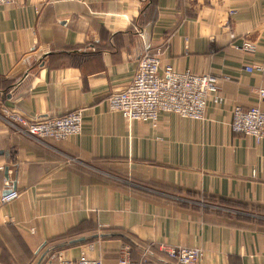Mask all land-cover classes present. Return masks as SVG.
<instances>
[{
    "label": "crops",
    "instance_id": "1",
    "mask_svg": "<svg viewBox=\"0 0 264 264\" xmlns=\"http://www.w3.org/2000/svg\"><path fill=\"white\" fill-rule=\"evenodd\" d=\"M243 42L256 46L248 52ZM212 73L223 100L204 120L161 112L130 122L108 97L138 61ZM264 0H14L0 4V264H57L82 252L198 248L197 264H264V140L230 129L233 106L260 103ZM225 77H228L226 79ZM260 101V102H259ZM29 117L82 109L81 133L37 140Z\"/></svg>",
    "mask_w": 264,
    "mask_h": 264
},
{
    "label": "built area",
    "instance_id": "2",
    "mask_svg": "<svg viewBox=\"0 0 264 264\" xmlns=\"http://www.w3.org/2000/svg\"><path fill=\"white\" fill-rule=\"evenodd\" d=\"M14 0H0V4H10ZM242 47L254 52L256 46L243 42ZM255 69L264 77V63L248 68ZM228 79V77H225ZM259 100L264 97V89L258 90ZM223 100L218 85V77L212 73H195L189 69L176 70L172 64L163 66L155 55H145L138 61L136 71L125 88L108 97L109 108L119 112L130 122H150L157 124L161 112L174 113L183 118L204 120L208 102L219 104ZM260 102V101H259ZM4 120L18 131L37 140H66L81 133L82 109H75L59 116L29 117L22 112L3 107ZM230 129L234 133L251 136L256 142L264 140V110L260 103L249 107L233 106ZM2 169V166H0ZM7 193L0 197L8 203L18 197V191L8 185ZM164 257L153 254L151 246L142 248L138 260L131 258L127 247L120 250L115 263H105L102 259L82 252L79 258L66 257L62 251L50 254L57 264H197L203 252L198 248L182 246H162Z\"/></svg>",
    "mask_w": 264,
    "mask_h": 264
},
{
    "label": "water",
    "instance_id": "3",
    "mask_svg": "<svg viewBox=\"0 0 264 264\" xmlns=\"http://www.w3.org/2000/svg\"><path fill=\"white\" fill-rule=\"evenodd\" d=\"M0 154H2V152L0 151ZM8 191L6 190L4 193H7Z\"/></svg>",
    "mask_w": 264,
    "mask_h": 264
}]
</instances>
